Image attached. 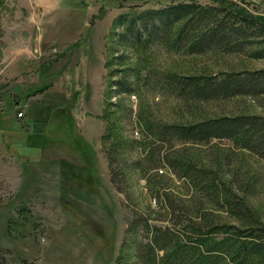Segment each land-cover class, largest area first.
<instances>
[{
	"label": "rangeland",
	"instance_id": "rangeland-1",
	"mask_svg": "<svg viewBox=\"0 0 264 264\" xmlns=\"http://www.w3.org/2000/svg\"><path fill=\"white\" fill-rule=\"evenodd\" d=\"M176 1L0 0V249L9 264H114L121 251L120 264H142L135 245L146 224L177 228L197 212L207 223L249 224L160 160L167 146L143 126L264 116V94L189 99L166 83L170 73L261 69L264 57L190 53L159 36L126 47L117 36L120 14ZM194 1L264 21V0ZM124 66L134 70L129 93L110 84ZM107 129L119 140L110 163ZM170 149L209 169L264 224V157L227 138L172 139Z\"/></svg>",
	"mask_w": 264,
	"mask_h": 264
},
{
	"label": "trees",
	"instance_id": "trees-1",
	"mask_svg": "<svg viewBox=\"0 0 264 264\" xmlns=\"http://www.w3.org/2000/svg\"><path fill=\"white\" fill-rule=\"evenodd\" d=\"M118 21L123 24V29L116 34L120 40L129 43L126 47L159 36L171 37L170 42L175 47H184L190 53L208 49L225 53L245 49L251 57H264V21L222 1L202 4L194 0L176 1L148 7L134 15L120 14ZM120 71L117 78L110 79V84L116 92L129 93L133 88L129 75L133 74V67L124 66ZM166 83H172L189 99H225L237 94L258 96L264 94V68L222 70L217 75L170 73ZM99 117L103 119L106 115L103 112ZM143 126L149 135L156 137L159 145L167 146L160 160L192 186L201 188L205 194L212 193L213 199L227 205L233 214L248 218L249 224L240 227L224 222L207 223L200 212L189 216L188 223L177 228L174 224L150 225V228L146 224L147 239L135 245L138 260L142 264H264V224L251 216L243 200L229 197L227 186L220 179L209 176V169L197 166L191 159H184L170 149L172 139L198 143L209 138H227L235 147L264 157V116L244 112L203 117L186 123L145 121ZM107 139L110 144L106 154L110 163L116 156L119 140L109 129L100 136L102 143ZM169 205L173 211L170 201ZM122 256L123 251L114 264H120ZM0 264H9L2 249ZM15 264L38 263L19 257Z\"/></svg>",
	"mask_w": 264,
	"mask_h": 264
},
{
	"label": "built area",
	"instance_id": "built-area-1",
	"mask_svg": "<svg viewBox=\"0 0 264 264\" xmlns=\"http://www.w3.org/2000/svg\"><path fill=\"white\" fill-rule=\"evenodd\" d=\"M19 115H21V112L20 111L17 112V116H19Z\"/></svg>",
	"mask_w": 264,
	"mask_h": 264
},
{
	"label": "water",
	"instance_id": "water-1",
	"mask_svg": "<svg viewBox=\"0 0 264 264\" xmlns=\"http://www.w3.org/2000/svg\"><path fill=\"white\" fill-rule=\"evenodd\" d=\"M84 1H86V0H84Z\"/></svg>",
	"mask_w": 264,
	"mask_h": 264
}]
</instances>
